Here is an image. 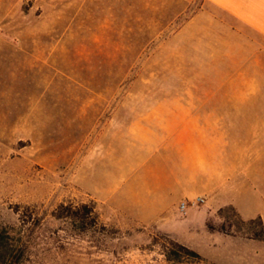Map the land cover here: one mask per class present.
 <instances>
[{
	"label": "rangeland",
	"instance_id": "obj_1",
	"mask_svg": "<svg viewBox=\"0 0 264 264\" xmlns=\"http://www.w3.org/2000/svg\"><path fill=\"white\" fill-rule=\"evenodd\" d=\"M7 1L0 227L27 241L19 264H264V72L256 88L208 89L190 57L175 51L174 35L196 5ZM210 94L262 97L248 105L258 119L226 120L222 151L186 132L180 152L162 145L164 182L168 191L181 183L182 195L158 205L143 188L150 147L138 141L154 132L151 101ZM198 198L204 203L192 204ZM182 202L190 204L184 212ZM83 204L95 208L99 226L82 231L54 217L61 205Z\"/></svg>",
	"mask_w": 264,
	"mask_h": 264
},
{
	"label": "crops",
	"instance_id": "obj_2",
	"mask_svg": "<svg viewBox=\"0 0 264 264\" xmlns=\"http://www.w3.org/2000/svg\"><path fill=\"white\" fill-rule=\"evenodd\" d=\"M176 1L182 7L197 6L174 35L175 51L177 55L190 57V70L198 73L200 80L206 79V87L245 90L259 86L257 74L264 72V0ZM7 2L0 0V7H6ZM4 40V34L0 32V42ZM1 65L0 70H5L6 66ZM210 73L217 75L212 77ZM151 103L158 105L153 108L151 114L155 118L149 123L154 132L138 138L139 142L149 145L151 155L144 166L148 180L143 188L162 206L182 195L181 183L179 186L174 183L168 191L164 182L167 156L162 152V145L180 152L182 134L186 132L196 137L205 135L208 151L225 150L227 142L221 138L228 134L225 121L258 119L260 113L249 112L248 105L262 104L263 99L246 94H210L162 97ZM229 105H233V110ZM170 129H173L172 133H167ZM240 129L246 133V124Z\"/></svg>",
	"mask_w": 264,
	"mask_h": 264
},
{
	"label": "trees",
	"instance_id": "obj_3",
	"mask_svg": "<svg viewBox=\"0 0 264 264\" xmlns=\"http://www.w3.org/2000/svg\"><path fill=\"white\" fill-rule=\"evenodd\" d=\"M64 211L65 213H59ZM61 216V217H60ZM56 218L71 219L79 222L80 228L86 230L88 224L90 226H99L98 215L93 206L83 204L80 210H74L72 206L61 205L58 208ZM88 219V223H84L83 219ZM86 224V225H85ZM104 228V226H102ZM28 248V243L23 239L20 232L13 227H0V264H19L21 256L24 255Z\"/></svg>",
	"mask_w": 264,
	"mask_h": 264
},
{
	"label": "built area",
	"instance_id": "obj_4",
	"mask_svg": "<svg viewBox=\"0 0 264 264\" xmlns=\"http://www.w3.org/2000/svg\"><path fill=\"white\" fill-rule=\"evenodd\" d=\"M199 203H204V199H202V198H198V199H196V201H195L194 203H192V204H199ZM189 206H190V204H187V203H185V202H182V203L180 204V206H179V209H180L181 212H184V211L187 209V207H189Z\"/></svg>",
	"mask_w": 264,
	"mask_h": 264
}]
</instances>
